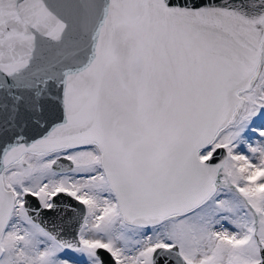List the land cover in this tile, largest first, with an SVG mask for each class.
Instances as JSON below:
<instances>
[{
    "label": "snow or ice",
    "instance_id": "snow-or-ice-1",
    "mask_svg": "<svg viewBox=\"0 0 264 264\" xmlns=\"http://www.w3.org/2000/svg\"><path fill=\"white\" fill-rule=\"evenodd\" d=\"M0 264H264V0H0Z\"/></svg>",
    "mask_w": 264,
    "mask_h": 264
}]
</instances>
